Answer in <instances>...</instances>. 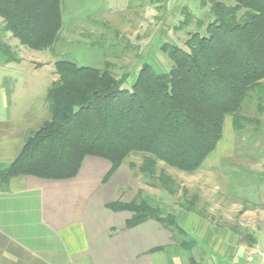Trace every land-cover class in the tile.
Wrapping results in <instances>:
<instances>
[{"label": "trees", "instance_id": "1", "mask_svg": "<svg viewBox=\"0 0 264 264\" xmlns=\"http://www.w3.org/2000/svg\"><path fill=\"white\" fill-rule=\"evenodd\" d=\"M62 5L63 0H0V48L11 57L2 33L37 51L52 48L64 25ZM209 14L205 34L191 33L186 48L163 46L172 60L169 71L157 73L144 65L132 91L121 88L123 79L109 66L55 62L58 78L46 96L51 118L31 130L18 156L0 169V189L21 175L72 179L87 157L110 163L108 180L131 153L140 152V171L150 185L174 196V176L158 170L159 161L190 173L200 170L223 138L225 118L243 128L247 99L253 92L264 98V0H212ZM258 109L264 112V104ZM197 199L195 194L183 205L201 215L193 207ZM108 206L131 212L127 228L149 218L175 236H187L174 214L164 215L141 190L128 203ZM182 246L194 247L186 241Z\"/></svg>", "mask_w": 264, "mask_h": 264}, {"label": "rangeland", "instance_id": "2", "mask_svg": "<svg viewBox=\"0 0 264 264\" xmlns=\"http://www.w3.org/2000/svg\"><path fill=\"white\" fill-rule=\"evenodd\" d=\"M211 1L63 0L64 25L60 40L52 48L31 49L10 34L11 57L0 48V86L7 73L21 75L27 88L24 104L40 97L47 102L48 89L58 78L55 62L68 60L102 70L109 66L117 78L123 79L121 88L132 91L144 65L157 73L169 71L172 60L163 49L165 44L186 48L191 33L205 34V27L211 21ZM5 84L7 87V81ZM261 103L264 104V98L253 92L241 111L245 117L241 129L234 127L232 117L225 118L223 138L200 170L190 173L162 161L158 163V170L166 169L174 176L177 193L173 200L177 204H186V200L198 194L193 207L210 221H221L239 229L244 240H249L251 233L246 223L243 224L244 210L251 207V200L264 201V112L258 109ZM30 110V116L37 113V101ZM94 159L89 157L88 162ZM143 159V153H131L115 174L101 184L110 164L98 159L103 163L97 164L90 181L102 187L100 192H95L98 196L94 193V201L108 202L113 197L125 201L124 197L131 192L135 196L142 189L147 191L145 185L151 181L140 171ZM143 197L148 200L145 192ZM256 224H260L259 230H264V219L257 217ZM176 233L173 239L182 246L183 237ZM193 235L197 238L196 233ZM245 259L241 257L243 264Z\"/></svg>", "mask_w": 264, "mask_h": 264}, {"label": "crops", "instance_id": "3", "mask_svg": "<svg viewBox=\"0 0 264 264\" xmlns=\"http://www.w3.org/2000/svg\"><path fill=\"white\" fill-rule=\"evenodd\" d=\"M10 34H1L9 46ZM3 79L7 87L5 82L0 86L1 170L18 156L29 130L38 129L51 116L41 97L24 104L27 88L23 76L7 73ZM34 101L39 110L30 116ZM88 158L72 179L21 175L12 178L7 189H0V264H243L242 256L246 264L261 263L258 253H249L264 251V230L256 224L257 217L264 219V201L251 200V207L244 210L243 224L251 232L249 240H244L239 229L210 221L177 204L161 188L144 184L148 190L141 191L148 200L144 199L164 215L174 214L187 233L183 241L194 246L187 250L173 239L169 228L154 219L127 228L131 212L113 211L108 206L115 197L108 202L94 201V193L102 186L93 185L90 177L103 162L97 157L88 162ZM135 196L131 192L120 196L125 201H117L128 203Z\"/></svg>", "mask_w": 264, "mask_h": 264}, {"label": "built area", "instance_id": "4", "mask_svg": "<svg viewBox=\"0 0 264 264\" xmlns=\"http://www.w3.org/2000/svg\"><path fill=\"white\" fill-rule=\"evenodd\" d=\"M258 253L259 257H260V264H264V251H258V252H250L249 254H255Z\"/></svg>", "mask_w": 264, "mask_h": 264}]
</instances>
